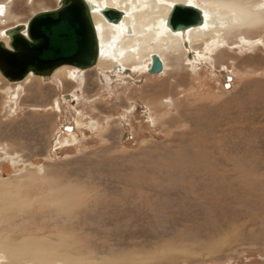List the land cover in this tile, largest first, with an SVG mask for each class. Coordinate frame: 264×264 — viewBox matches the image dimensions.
Masks as SVG:
<instances>
[{
	"label": "rangeland",
	"instance_id": "1",
	"mask_svg": "<svg viewBox=\"0 0 264 264\" xmlns=\"http://www.w3.org/2000/svg\"><path fill=\"white\" fill-rule=\"evenodd\" d=\"M55 7L13 0L0 29ZM258 11L170 49L159 74L0 75V238L28 249L18 264H264Z\"/></svg>",
	"mask_w": 264,
	"mask_h": 264
},
{
	"label": "bare ground",
	"instance_id": "2",
	"mask_svg": "<svg viewBox=\"0 0 264 264\" xmlns=\"http://www.w3.org/2000/svg\"><path fill=\"white\" fill-rule=\"evenodd\" d=\"M86 1H88V4L92 2L90 14L98 42V58L93 67L103 66L107 68L110 66L113 73L122 71L125 67L124 64L128 61L135 63L134 65L137 67H134L136 68L144 67L148 72L152 55L158 56L162 61L163 70L161 72H164L168 67L164 63L163 56L170 49L181 46L188 47L191 43L201 41L206 36H210V40L219 43L221 42L220 33L222 31L240 27L246 18L251 19V16L264 6V0L253 7L234 4L232 0ZM174 4L190 5L198 8L202 13V22L184 30H171L167 25V20ZM104 8H113L121 12V18L118 22L114 23L106 20L101 13ZM252 10H256V12L253 13ZM63 68L73 70L70 76L74 71H84V69L62 65L57 67L51 75H55ZM30 75L34 74L28 73L21 81ZM21 81L8 82L16 84ZM75 140L76 136L69 134L62 139V142L71 143ZM19 243L15 240L0 238V251L6 253L7 258L8 256L11 258L9 264H18L15 259L23 258L28 254V249L19 250Z\"/></svg>",
	"mask_w": 264,
	"mask_h": 264
},
{
	"label": "water",
	"instance_id": "3",
	"mask_svg": "<svg viewBox=\"0 0 264 264\" xmlns=\"http://www.w3.org/2000/svg\"><path fill=\"white\" fill-rule=\"evenodd\" d=\"M91 8L85 0H59L55 8L35 13L26 24L7 28L8 47L0 41L2 77L17 82L30 72L36 76H50L62 65L84 70L92 68L98 58V42ZM101 13L114 23L121 18V12L113 8H104ZM201 22L202 13L198 8L174 4L167 25L179 31ZM162 70V61L152 55L149 74Z\"/></svg>",
	"mask_w": 264,
	"mask_h": 264
},
{
	"label": "flooded vegetation",
	"instance_id": "4",
	"mask_svg": "<svg viewBox=\"0 0 264 264\" xmlns=\"http://www.w3.org/2000/svg\"><path fill=\"white\" fill-rule=\"evenodd\" d=\"M56 1V6L59 3V0H55ZM86 1V0H85ZM13 2V0H0V24H5L6 21L10 18H16V15L11 14L10 10H9V5ZM88 2V1H86ZM90 4L92 2H89ZM45 9H42L41 11H43ZM40 12V11H38ZM37 13V12H36ZM35 14V13H34ZM32 14V16L34 15ZM27 22V21H26ZM26 22H24L23 24H26ZM19 24V23H18ZM11 27V26H9ZM8 26L3 27L2 29H0V38L1 41L4 42V44L8 47V38L5 34V31L7 30V28H9ZM9 84V83H8Z\"/></svg>",
	"mask_w": 264,
	"mask_h": 264
}]
</instances>
